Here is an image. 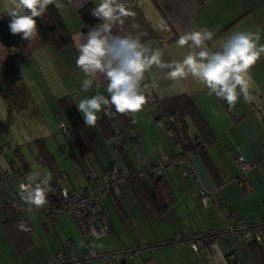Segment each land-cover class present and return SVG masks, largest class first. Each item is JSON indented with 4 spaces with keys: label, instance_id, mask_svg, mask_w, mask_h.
Listing matches in <instances>:
<instances>
[{
    "label": "crops",
    "instance_id": "1",
    "mask_svg": "<svg viewBox=\"0 0 264 264\" xmlns=\"http://www.w3.org/2000/svg\"><path fill=\"white\" fill-rule=\"evenodd\" d=\"M122 2L135 16L123 18L124 23L117 24L113 31L136 34L138 28L132 25L145 22L165 43L160 44L156 38L144 42L160 47L165 60L181 59L186 53L175 44L180 34L203 27L219 29L218 37L241 30L258 32L259 43L264 44V0ZM59 3L72 35L69 46L57 49L46 43L34 47V39L27 55L17 48L6 50L0 46V264H44L57 253L74 256L77 260L71 264H264V229L258 243L253 242V236L235 239L222 234L226 209L234 222L251 225L257 217L264 219V121L257 119V113L264 112V103L248 104L241 97L229 110L226 102L209 96L208 90L191 77L179 83L161 79L152 97L190 98L209 133L206 156L182 153L176 135L165 133L166 118L156 100H149L134 119L114 109L110 115L98 113L97 125L84 127L90 143L82 153L67 130L63 101L78 110L81 99L97 92L108 96L106 83L82 91L85 77L75 64L77 40L83 33L78 10L90 3L95 6L99 0ZM4 13L3 1L0 16ZM162 22L167 23V31L160 30ZM21 68L24 83L19 86L16 79L21 78ZM251 74L264 91V55ZM146 82L150 77L146 76ZM41 103L48 105L47 111ZM184 123L190 136L197 135L191 118L186 117ZM11 143L15 148L2 153L1 149ZM169 154L185 160L158 180L140 176L145 165ZM238 156L260 166L250 167L240 179ZM115 165L123 176L118 181V193H107L101 199L109 223V233L102 237L83 236L66 211H29V205L21 199L19 184L27 183L33 171H41L50 180L62 173L63 187L82 192L91 173L103 182L108 169ZM187 169L194 174L183 175ZM202 190L210 194L206 203L202 201ZM153 195H160L167 204L164 212H154ZM21 220L27 222L29 232L19 230ZM193 235L202 237L197 250L189 243ZM88 252L97 256L85 258ZM120 253L127 255L115 257ZM108 256L114 257L109 261Z\"/></svg>",
    "mask_w": 264,
    "mask_h": 264
},
{
    "label": "clouds",
    "instance_id": "2",
    "mask_svg": "<svg viewBox=\"0 0 264 264\" xmlns=\"http://www.w3.org/2000/svg\"><path fill=\"white\" fill-rule=\"evenodd\" d=\"M49 5L62 6L57 0H4V9L11 17L8 24L11 34L20 35L26 41L37 38V18L46 13ZM91 15L100 22L87 26V32L79 35L75 64L85 77L81 81L82 91L88 92L94 85L99 88L101 83H106L108 96L97 92L79 101L77 108L85 126L95 127L98 113H110L112 109L118 114H131L134 119L152 98V91L159 90L161 79L179 83L191 77L208 90L209 96L215 95L226 102L229 110L241 97L248 104L264 103L261 100L264 91L251 74L264 55L258 32L241 30L218 37L219 29L190 30L175 41L178 48L186 49L183 57L165 60L160 47L142 41L146 33L113 31L117 24L124 23L123 18L135 16L122 0H99ZM160 30H168L166 22L161 23ZM146 76L150 82H146ZM257 119L264 121V112H258ZM19 190L29 211L43 208L48 203V194L54 192L50 177L39 170L28 176L27 183L21 182ZM18 228L23 232L31 230L23 220Z\"/></svg>",
    "mask_w": 264,
    "mask_h": 264
},
{
    "label": "trees",
    "instance_id": "3",
    "mask_svg": "<svg viewBox=\"0 0 264 264\" xmlns=\"http://www.w3.org/2000/svg\"><path fill=\"white\" fill-rule=\"evenodd\" d=\"M93 7L94 5L90 3L78 10V14L82 21L83 32H87V26H93L100 22L91 15V9ZM10 19L11 17H9L7 13L0 16V46L6 50L17 48L23 55H27L32 48L29 46L30 41L23 40L20 35L11 34L8 27ZM37 24L39 35L35 38L36 42L34 47L52 43L57 49H62L72 43V35L63 21L59 8L55 7V5H49L46 13L42 17L37 18ZM140 26L138 27V32L147 34L142 37L143 42L151 38H156L160 44L165 43L158 39L155 31H153L149 25L145 24V22L140 24ZM154 99L166 118V125H168V128L176 135L177 141L181 145L182 153H185V155L189 153H199L206 156L205 149L210 144L209 133L204 120L194 108L190 98L185 95H179L166 100H159L156 97H154ZM63 111L67 119V130L71 134L75 146L82 153L85 152L89 148L90 140L84 133L85 124L80 113L75 106L71 105L66 100L63 101ZM186 117L191 118L197 128L198 132L194 137L190 136L186 131L187 127L184 123ZM201 133L205 134V136L201 135ZM38 160L43 162L44 159L38 158ZM63 176L62 173H57L56 176L50 180L51 187L54 191L61 187V183L64 179ZM161 176L162 175L152 177L158 180ZM51 197H53L52 192L48 194V198ZM151 202L154 205V212L156 213H162L167 208V204L160 195H153ZM253 242L258 243L257 240Z\"/></svg>",
    "mask_w": 264,
    "mask_h": 264
},
{
    "label": "built area",
    "instance_id": "4",
    "mask_svg": "<svg viewBox=\"0 0 264 264\" xmlns=\"http://www.w3.org/2000/svg\"><path fill=\"white\" fill-rule=\"evenodd\" d=\"M150 100L154 101V98ZM107 115L111 114L106 113ZM63 125L61 129L63 130ZM165 133L173 134L174 132L165 125ZM15 148V144L11 143L1 149L2 153ZM185 159L180 155H164L156 161V163H149L144 166L141 171V177L147 176H160L165 173L169 168L177 166ZM236 163L239 168L240 179L243 178L244 173L252 166H260L258 163L247 162L242 156L236 158ZM194 174L192 169L183 171V175L191 176ZM123 176L121 169L115 165L108 169L105 181L98 180L92 173L90 174V182L82 192H77L72 189L65 188L61 185L56 191L52 192L53 197L48 198V203L41 209L48 212L66 211L75 220L81 233L85 237L99 238L109 233V223L101 208V199L105 194L118 193V181ZM203 199L206 203L209 197V191L202 190ZM35 209V208H34ZM224 214L225 228L222 234L226 237H233L241 239L244 236H253L255 240H259V235L264 229V219H259L251 225H247L243 221H233V215L230 210L226 209ZM202 237L200 235H193L189 239V243L193 250H197L201 245ZM127 253H120L115 257H124ZM97 254L88 252L85 258L96 257ZM114 256H108L107 259L111 261ZM77 259L72 256L65 257L61 253H57L47 259L44 264H71Z\"/></svg>",
    "mask_w": 264,
    "mask_h": 264
},
{
    "label": "rangeland",
    "instance_id": "5",
    "mask_svg": "<svg viewBox=\"0 0 264 264\" xmlns=\"http://www.w3.org/2000/svg\"><path fill=\"white\" fill-rule=\"evenodd\" d=\"M3 1H4V0H0V3H3ZM60 1H62V0H58V3H59ZM4 51H6V50H4ZM14 51H15V49H14ZM13 53H15V52H13ZM15 61H16V60H15ZM12 66H14V65L12 64ZM18 74H19V73H15L16 76H17ZM22 74H24V72H23V70H22V68H21V73H20V75H19V76H21V78L16 79V81L18 82L17 85H19V86H21L22 83H24V79H23ZM43 89L46 90L45 85H43ZM37 91H38V90H37ZM37 94H38L39 96L41 95L39 91L37 92ZM44 101H45V100H44ZM49 101H50V100H49ZM45 105L48 106L47 104L41 103V107L44 108V109H46V111H47L48 109H47V107H46ZM39 106H40V105H39ZM111 112H112V110H111ZM60 128H61V127H60ZM109 169H110V168H109ZM106 177H107V175H106ZM65 184H66V183H65ZM65 186H68V185H65ZM259 219H260V218L257 217L256 219H253L252 222L258 221ZM247 225H250V224H247ZM224 228H225V224H223L222 232L224 231Z\"/></svg>",
    "mask_w": 264,
    "mask_h": 264
}]
</instances>
